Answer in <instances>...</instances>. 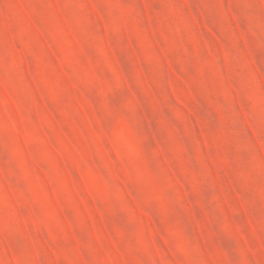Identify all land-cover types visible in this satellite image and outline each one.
Wrapping results in <instances>:
<instances>
[{"label":"rangeland","instance_id":"374dc122","mask_svg":"<svg viewBox=\"0 0 264 264\" xmlns=\"http://www.w3.org/2000/svg\"><path fill=\"white\" fill-rule=\"evenodd\" d=\"M0 264H264V0H0Z\"/></svg>","mask_w":264,"mask_h":264}]
</instances>
